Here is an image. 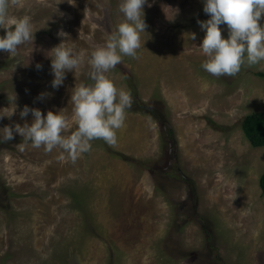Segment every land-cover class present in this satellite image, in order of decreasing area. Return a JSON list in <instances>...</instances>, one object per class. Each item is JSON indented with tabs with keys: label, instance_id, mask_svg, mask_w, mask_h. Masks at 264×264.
<instances>
[{
	"label": "rangeland",
	"instance_id": "374dc122",
	"mask_svg": "<svg viewBox=\"0 0 264 264\" xmlns=\"http://www.w3.org/2000/svg\"><path fill=\"white\" fill-rule=\"evenodd\" d=\"M258 72L264 0H0V264H264Z\"/></svg>",
	"mask_w": 264,
	"mask_h": 264
},
{
	"label": "trees",
	"instance_id": "16d2710c",
	"mask_svg": "<svg viewBox=\"0 0 264 264\" xmlns=\"http://www.w3.org/2000/svg\"><path fill=\"white\" fill-rule=\"evenodd\" d=\"M255 1L256 0H236V11L238 13H241L247 10L255 3ZM2 3L4 4V1ZM256 75L264 79V73L258 72L256 73ZM125 77L131 95L136 101V103L133 104L132 106L127 105L128 110L138 111V112L144 111L145 113L153 117L159 124L163 144L165 145L169 143L171 147V151L174 152L177 151V143L174 136V130L169 121V116L167 111L163 109L162 106L159 107L161 103L157 107H151L143 103H138L136 80L133 76H129L128 74H126ZM242 130L244 136L250 143L251 147L253 148L264 147V111L254 112L247 115L242 121ZM175 160H177V158ZM178 178H181L182 180L189 182L192 197L197 201L196 187L193 181L186 179V177H184L183 174L179 175ZM259 186L262 194H264V172L260 177Z\"/></svg>",
	"mask_w": 264,
	"mask_h": 264
}]
</instances>
